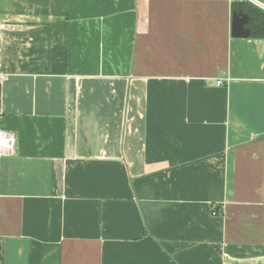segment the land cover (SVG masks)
Here are the masks:
<instances>
[{
  "label": "crops",
  "instance_id": "1",
  "mask_svg": "<svg viewBox=\"0 0 264 264\" xmlns=\"http://www.w3.org/2000/svg\"><path fill=\"white\" fill-rule=\"evenodd\" d=\"M230 5L0 0V264H264V39Z\"/></svg>",
  "mask_w": 264,
  "mask_h": 264
},
{
  "label": "built area",
  "instance_id": "2",
  "mask_svg": "<svg viewBox=\"0 0 264 264\" xmlns=\"http://www.w3.org/2000/svg\"><path fill=\"white\" fill-rule=\"evenodd\" d=\"M231 2L236 3H249L259 9L260 11L264 12V0H230ZM7 29V25L0 24V33ZM2 51V47L0 44V54ZM4 80V72L2 69V61L0 57V85ZM217 86L222 85L221 80L216 81ZM15 147H16V136L14 133L10 131H5L0 129V158L6 156H13L15 154ZM212 214L216 215L217 211L216 208L212 207Z\"/></svg>",
  "mask_w": 264,
  "mask_h": 264
},
{
  "label": "trees",
  "instance_id": "3",
  "mask_svg": "<svg viewBox=\"0 0 264 264\" xmlns=\"http://www.w3.org/2000/svg\"><path fill=\"white\" fill-rule=\"evenodd\" d=\"M231 13H242L247 16L246 28L249 30L248 39H264V12L249 3L231 2Z\"/></svg>",
  "mask_w": 264,
  "mask_h": 264
},
{
  "label": "water",
  "instance_id": "4",
  "mask_svg": "<svg viewBox=\"0 0 264 264\" xmlns=\"http://www.w3.org/2000/svg\"><path fill=\"white\" fill-rule=\"evenodd\" d=\"M247 16L242 13L231 14V37L246 39L249 37V30L246 28Z\"/></svg>",
  "mask_w": 264,
  "mask_h": 264
}]
</instances>
